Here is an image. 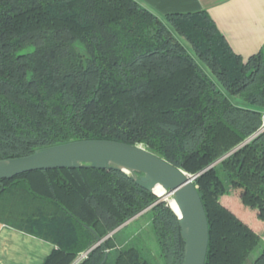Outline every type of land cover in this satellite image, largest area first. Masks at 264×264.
Returning <instances> with one entry per match:
<instances>
[{"label": "trees", "instance_id": "16d2710c", "mask_svg": "<svg viewBox=\"0 0 264 264\" xmlns=\"http://www.w3.org/2000/svg\"><path fill=\"white\" fill-rule=\"evenodd\" d=\"M176 33L250 105L234 103ZM263 125L264 48L237 53L206 9L160 16L137 0H0V159L80 139L145 145L199 173L205 264H244L262 242L251 264H264L263 232L249 219L264 222V129L245 142ZM1 181L0 221L56 246L43 264H73L88 250L78 264L106 255L104 264H152L121 236L143 215L164 264H184L178 215L121 169Z\"/></svg>", "mask_w": 264, "mask_h": 264}, {"label": "water", "instance_id": "95a60500", "mask_svg": "<svg viewBox=\"0 0 264 264\" xmlns=\"http://www.w3.org/2000/svg\"><path fill=\"white\" fill-rule=\"evenodd\" d=\"M263 127L245 142L258 134ZM80 166L121 169L129 173L139 185L153 192H155V186L162 185L168 194L174 196L180 211L179 214L170 205L178 215L182 236L185 239L184 264H205L210 231L204 203L195 184V178L199 173L187 172L164 157L153 153L143 144L113 139H80L51 145L29 155L0 159V183L3 184L2 179H11L25 172ZM128 169L131 171L129 172ZM120 227L114 229L109 235ZM106 237L99 240L93 247ZM106 258L107 255L101 264H104Z\"/></svg>", "mask_w": 264, "mask_h": 264}, {"label": "crops", "instance_id": "0c3cea01", "mask_svg": "<svg viewBox=\"0 0 264 264\" xmlns=\"http://www.w3.org/2000/svg\"><path fill=\"white\" fill-rule=\"evenodd\" d=\"M157 15L206 9L244 57L264 48V0H137ZM43 238L0 221V264H43L55 249Z\"/></svg>", "mask_w": 264, "mask_h": 264}, {"label": "rangeland", "instance_id": "374dc122", "mask_svg": "<svg viewBox=\"0 0 264 264\" xmlns=\"http://www.w3.org/2000/svg\"><path fill=\"white\" fill-rule=\"evenodd\" d=\"M177 34V33H176ZM178 35V34H177ZM178 37L183 41V43L187 46V48L189 49L190 53L196 57V59L198 60V62L201 64V66L208 72V74L218 83L219 87L226 92V94L230 97V99L236 103V104H240V105H250L248 102H246L240 95H232L229 92L226 91V89L222 86V84H220L215 76V74L212 72V70L209 68V66H207L201 59H199L191 44L181 35H178ZM264 129V127H263ZM262 129V130H263ZM261 130V131H262ZM155 194L158 196V194L155 192ZM230 199V197H228ZM171 199V197L169 198ZM169 199H161L158 196V201H166L169 203ZM150 207L144 209L139 215H141L142 213H145ZM250 213V212H249ZM138 215V216H139ZM137 216V217H138ZM249 219L251 221H255L254 223L257 225V227L259 229L262 230V236H263V240H264V222H260L259 220H257V216L255 213H250ZM140 228V231L137 232L134 236H132L133 232L138 230ZM122 241H125L124 244L125 245H133L138 247L143 255L145 257H147L152 264H164L163 262V258L161 256V252H160V247H159V243L156 237V234L150 224L149 218L147 215H143L139 221H137L134 226H130L128 227L125 231H123V233L121 234ZM127 241V242H126ZM263 247V242L261 245H259L257 248H255L250 256L248 257V259L245 261L244 264H251L252 261L259 255V253L261 252ZM89 250L82 253L81 255H79V257L75 260V262L73 264H78L84 257L87 256ZM84 254V256H83Z\"/></svg>", "mask_w": 264, "mask_h": 264}, {"label": "bare ground", "instance_id": "6f19581e", "mask_svg": "<svg viewBox=\"0 0 264 264\" xmlns=\"http://www.w3.org/2000/svg\"><path fill=\"white\" fill-rule=\"evenodd\" d=\"M128 170L129 172L131 171L130 169ZM154 191L158 194V196L161 199H169L171 197V199H169V204L173 206V208L180 214V211L174 199V196L171 194H168V192L162 187V185L158 184L157 186H155Z\"/></svg>", "mask_w": 264, "mask_h": 264}, {"label": "built area", "instance_id": "2783aa9c", "mask_svg": "<svg viewBox=\"0 0 264 264\" xmlns=\"http://www.w3.org/2000/svg\"><path fill=\"white\" fill-rule=\"evenodd\" d=\"M83 256H84V254H83Z\"/></svg>", "mask_w": 264, "mask_h": 264}]
</instances>
